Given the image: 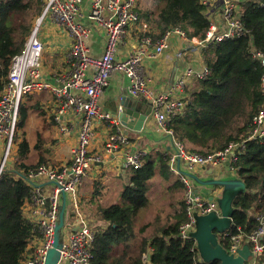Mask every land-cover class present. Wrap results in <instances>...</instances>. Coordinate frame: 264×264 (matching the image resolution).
Here are the masks:
<instances>
[{"label":"built area","instance_id":"1","mask_svg":"<svg viewBox=\"0 0 264 264\" xmlns=\"http://www.w3.org/2000/svg\"><path fill=\"white\" fill-rule=\"evenodd\" d=\"M83 1L43 0V10L27 36L23 50L12 57L6 83L0 92V178L7 169L10 154L17 146L15 137L19 109L26 95L49 91L54 98L53 118L58 125L61 116L66 113L79 119L75 144L70 148L68 163L39 164L29 168L25 176L16 174V177L23 178L31 188V197L23 208V214L32 225V236L21 264L45 263L47 251L53 244L61 193L66 195V210L61 229L58 264H91V246L98 231L80 211L77 190L93 164L103 162L105 157L128 148L130 144L125 130L114 117L101 109L98 101L101 92L108 85L111 74L117 73L130 80L128 90L130 96L152 104L151 116L157 127L172 139L170 172L178 176L185 187L183 199L187 221L179 229V237L182 240L194 241L190 237V233L194 231L193 213L206 215L216 211V205L195 194L191 181L174 167L176 158L192 172L196 168L218 166L225 161L232 169L231 165L240 154L239 143H230L224 150L204 157L177 142L166 125L170 117L182 112L186 101L178 98L175 101L170 100L169 92L154 93L148 87L142 63L145 58L154 59L160 56L168 47L172 36H176L183 43L198 46L203 52L211 41L220 42L245 35L246 30L241 16L242 4L247 0H199L210 21L209 30L203 41L188 38L179 28L167 30L159 39L144 34L138 39L135 48L124 58L117 56V49L125 41L129 29L139 25L141 30H147V26L140 23L138 0H88V10L85 13L82 9ZM84 15L87 20L97 24L104 34L103 53L98 58L92 57L86 46L85 41L91 29L83 23ZM46 19L63 28L70 38L66 55L68 69L59 76L56 85L47 83L41 70L44 44L40 30ZM182 56L183 52L177 53L178 58ZM253 57L258 59L263 67L261 78L263 102L259 112L252 119L254 128L248 139L258 138L264 144V54L254 53ZM208 73L205 65L200 72L187 68L172 84L171 91L184 93ZM96 125L104 128L107 137L102 151L92 154L89 146L95 138ZM144 155L141 151L125 152L124 166L129 169L141 167ZM257 218L258 227L248 234L240 228H237L238 232L235 235H229V230L221 234L224 237L229 236L230 247L226 249L229 254L236 255L237 249L248 244L254 258L249 259L247 264H259L264 252V213ZM143 262L148 264L149 255H144Z\"/></svg>","mask_w":264,"mask_h":264},{"label":"trees","instance_id":"2","mask_svg":"<svg viewBox=\"0 0 264 264\" xmlns=\"http://www.w3.org/2000/svg\"><path fill=\"white\" fill-rule=\"evenodd\" d=\"M40 5L41 0H0V92L11 59L23 50ZM242 5L246 34L209 42L202 52L208 75L188 90L182 112L170 117L166 125L177 142L204 157L230 143L240 144V154L231 167L244 183L245 192L233 202L229 235L237 234V228L246 234L252 232L258 227L257 217L264 213V144L258 138L248 139L254 128L252 119L263 102V67L253 54H264V0H247ZM141 17L152 28L148 35L154 39L179 28L188 38L203 41L210 26L199 0H155L154 11L145 10ZM27 109L21 103L18 129L23 127ZM17 137L18 163L0 178V264H21L32 236V225L23 214L31 188L16 174L25 176L29 168L45 163L50 154L39 136L33 146L23 133ZM32 152L39 156L36 164L28 162ZM169 157L159 152L155 157L144 155L141 167L130 169L119 201L98 210L105 225L97 230L91 246V264H144V255H149L148 264H205L199 259L195 242L179 237L187 217L184 196L180 198L178 193L183 195L185 187L170 172ZM156 175L173 179L169 192L175 200L173 212L164 224L157 217L155 224L139 225L140 214L150 203V180ZM219 240L225 249L230 247L229 236L219 235ZM259 264H264V252Z\"/></svg>","mask_w":264,"mask_h":264},{"label":"crops","instance_id":"3","mask_svg":"<svg viewBox=\"0 0 264 264\" xmlns=\"http://www.w3.org/2000/svg\"><path fill=\"white\" fill-rule=\"evenodd\" d=\"M82 9L84 13L88 10V0L83 1ZM142 12V10L140 12L138 10L140 23L145 24L147 26V30H141L139 25L131 27L125 41L118 46L117 56L119 58L127 56V54L135 48L138 39L152 30L146 20L141 17ZM82 21L91 29V33L85 41L86 46L89 49V54L92 57L98 58L103 53L104 48L103 31L97 24L91 20H87L85 15L82 18ZM40 37L44 44V50L41 58L42 75L47 83L56 85L59 76L68 69L66 55L69 49L70 38L63 28L54 24L50 19H46L41 26ZM178 52H183V56L178 58ZM142 67L147 77L148 87L154 93L169 92L170 100L175 101L178 98L185 101L187 99L188 90H191L196 82L187 88L184 93L180 94L171 91L172 84L187 68H192L196 72H200L204 67V59L202 51H200L198 46L183 43L176 36H172L169 40L168 47L163 51V53L154 59L145 58L142 63ZM129 88L130 80L128 78L117 73L111 74L108 85L103 89L98 99L101 109L110 114L112 99L118 93L124 90H129ZM34 96H36V100L33 98ZM48 96L51 97V100ZM52 98L53 96L49 91H44L26 95L22 100V103L26 104L28 107L27 111L29 109H33L36 112H39V115L41 116L39 122L40 125L45 124L44 127H46V129L50 128L53 131L52 139L43 144V148H47L46 145H49V149L47 150L51 151L46 157V162H53L54 164L61 165L60 163L69 162V152L70 148L75 144L79 119L66 113L61 116V122L60 125H58L53 118L55 104L54 98ZM27 118L28 114L25 121H27ZM61 128L63 130H61ZM95 132V138L89 146L92 154L102 151L107 137L106 131L102 126L96 125ZM23 135H25V138L30 146L35 144L38 136L41 137L40 133L37 131L35 133V136L37 137H35V140L32 142L26 133L23 132ZM127 135L130 141L128 148L121 149L113 155L105 157L101 163L93 164L91 166V170L83 178L82 184L77 190L78 205L80 210L82 211L81 207L87 208L86 210L88 212L96 210L94 214L97 216L98 224H94L93 226L91 223V225L97 230L105 225L100 218H98V210L101 207H107L117 203L124 187L129 182L131 172L129 168L124 166L125 152L141 151L145 155H156L158 152L168 155L172 152L168 136L157 127L152 116H150V118L146 121L142 133L131 131L128 132ZM18 142H20V139H17L16 151H18ZM53 149H55V152L57 153L55 159L53 157ZM32 155L35 156L37 160L39 159L37 152ZM181 168L196 177V180H191L195 194L201 199L212 201L215 205L216 203L214 202V199H220L223 190L226 188L221 185H200L199 181L214 182L241 180L238 178L236 172L230 168L227 161L221 162L218 166L208 165L202 168H196L192 172L188 171L183 165H181ZM158 176L159 175H156L150 180V188L148 191L150 203L147 209L141 212V215L144 216L145 220L148 219V222L145 224L149 222L155 224L157 217L160 218V223L164 224L166 222V218L173 212L174 209L175 200L169 193L173 179L170 178L169 180L165 179L164 181H161ZM156 177L157 179H155ZM157 180H159L161 184H157L154 189L153 185ZM156 192L161 193V203L168 206L167 209L157 206V208L160 209L159 213L151 211V207H155L152 205L155 203V199L152 201V198L149 195ZM178 195L180 198L183 196L182 193H178ZM164 212L166 213V216L161 217V214ZM249 214L252 215L253 212H250ZM152 231L153 230L151 229L149 233ZM217 238L219 240V235H217Z\"/></svg>","mask_w":264,"mask_h":264},{"label":"water","instance_id":"4","mask_svg":"<svg viewBox=\"0 0 264 264\" xmlns=\"http://www.w3.org/2000/svg\"><path fill=\"white\" fill-rule=\"evenodd\" d=\"M152 104L143 99L132 98L128 90L118 93L112 99L110 115L117 119L125 132L142 133L146 121L151 116ZM169 138V137H168ZM171 149H173L172 139L169 138ZM176 170L190 181L196 180L191 173L182 170L179 158L174 164ZM193 181V180H192ZM200 185H221L226 188L222 192L221 198H215L216 211L206 215H194V231L190 237L194 240L196 251L202 263L208 264L219 262V264H245L249 259H253L248 244H244L237 249L236 255L229 254L220 244L217 235H221L230 230L232 225V215L234 213L233 202L237 196L245 192V185L241 180L202 182ZM66 195L61 193V203L58 213V221L54 228V238L52 247L47 251L44 264H58L61 249V229L65 221Z\"/></svg>","mask_w":264,"mask_h":264},{"label":"rangeland","instance_id":"5","mask_svg":"<svg viewBox=\"0 0 264 264\" xmlns=\"http://www.w3.org/2000/svg\"><path fill=\"white\" fill-rule=\"evenodd\" d=\"M43 3H44L43 0H41L40 14H41V12L43 10V5H44ZM138 4H139L138 5L139 12L141 10L142 11H144V10L154 11V8H155V0H138ZM40 14L37 15V17L33 20V23H32L33 25L35 24L36 20L39 18ZM33 98H35V100L37 99L36 96H34ZM48 98L51 100V97L50 96H48ZM42 100H43V98H42ZM27 114H28L27 121H25L23 123L22 129H18L17 130L16 137L17 136L19 137L20 134L24 132V133L27 134V136L30 137L31 141L33 142L35 140V137H37V136H35V133L38 131L40 133V135H41L40 138H41V141L43 142V144L49 142L50 139H52L53 131L50 128L46 129V127H44L45 124L44 125L43 124L40 125L39 122H40L41 116L39 115V112H36L33 109H29L27 111ZM42 121H43V119H42ZM43 123H44V121H43ZM16 137H15V139H16ZM46 146H47V148H45V149H49L48 148L49 145H46ZM17 152L18 151H16V148H15L14 152L12 151V153L10 154V157L8 159V162H7V169H13V168H15V165L18 163L17 162ZM34 153L35 152H32V154H34ZM32 154L29 157L28 162H30V164H36L38 160ZM56 156H57V153L55 152V149H53V157H54V159L56 158ZM153 157H155V155H153ZM43 164H45V165H57V164H54L53 162H45ZM60 164H63V163H60ZM158 178H160L161 181H164L165 179H167V177H165V175L158 176ZM155 179H157V177ZM157 184H161L159 182V180H157L156 182H154V185H153V188L154 189L156 188L155 186ZM149 196L152 198V201L155 199V203L152 204L155 207L154 208L151 207V211H153L154 213L155 212L159 213L160 209H158L157 206H160V207H163V208L167 209L168 206H166L165 204L161 203V201H160L161 193L156 192V193L151 194ZM81 209H82V211L81 210L80 211L83 212V215L87 218V220L89 221L90 225H91V223H92L93 226H94V224L95 225L98 224V222H97V216L94 214L96 210H93V212H88L86 210L87 208H85V207L84 208L81 207ZM165 214H166L165 212L162 213L161 214V217L162 216H166ZM98 218H100V217L98 216ZM164 219H165V217H164ZM146 222H148V219L145 220L144 216L141 215V217H139V219H138V224L139 225H143ZM150 231H151V228L149 229L148 232H150ZM246 264H247V262H246Z\"/></svg>","mask_w":264,"mask_h":264}]
</instances>
